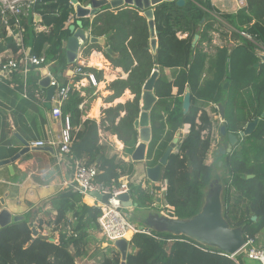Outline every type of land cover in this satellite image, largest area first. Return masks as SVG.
Listing matches in <instances>:
<instances>
[{
    "label": "trees",
    "instance_id": "obj_1",
    "mask_svg": "<svg viewBox=\"0 0 264 264\" xmlns=\"http://www.w3.org/2000/svg\"><path fill=\"white\" fill-rule=\"evenodd\" d=\"M73 1L82 7L92 2L39 0L34 5L39 17L36 31L33 17L23 20L25 45L30 47L32 55L45 57L46 64L40 69L48 68L55 79L66 85L65 71L78 67L68 64L66 44L81 23L82 29L90 36L106 40L105 58L114 69L121 68L128 75L126 80L118 79L110 85L113 95L109 102L121 98L126 91H130L134 99L105 110L99 126L92 119L83 121L85 113L81 106L85 99L80 92H71L63 106V114L69 115L73 128L70 153L63 155L64 165L72 168H68L71 177L78 165L95 167L98 170L96 181L107 187L119 186L120 179L127 177L131 200L139 205L137 211L148 213L155 210L154 205L160 202L159 193L155 191L159 192L162 181H166V193L161 199L162 204L167 206L163 210L165 216L171 219L176 215L192 218L203 206L202 201L195 205L192 195L198 189L204 198V189L212 175L210 171V177L205 175L200 183L212 142V122L207 112L198 108L196 103L202 101L216 107L222 105L229 134L238 135L248 123L260 120L257 130L246 137L230 156L225 157L224 165L233 170L236 180L227 181L224 202L225 218L231 227H242L247 240L254 241L258 247L264 245V63L256 46L264 47V0H245L247 6L236 14L220 11L212 0H185L182 8L174 3L156 8V55L152 52L148 21L143 12L131 8L112 11L107 7L92 21L78 20ZM1 20L0 14V53L8 52L14 57L19 47L13 38L7 36ZM40 29L45 30L40 32ZM178 34L186 37L180 39ZM214 34H219L223 42L220 47L213 45ZM197 35L200 39L193 48ZM84 47L85 55L92 50L103 52L99 45L91 47L86 43ZM256 65L259 67L255 68ZM81 70L82 75L75 82L89 75H93L98 82L102 79L103 72L85 67ZM37 71L31 68L27 75V100L20 98L24 87L22 72H15L10 80H0V98L5 96L10 100L16 127L15 132L6 133L10 136V147L0 146V162L20 153L22 142L18 136L30 142L29 131L20 126L19 118L28 115L35 105L45 110L42 102L44 90L40 86L42 78ZM154 71L159 73L155 82V95L159 102L170 100L174 88L178 93L176 107L168 122L163 121L160 115L151 117L154 134L148 157L154 159L153 165L161 160L173 143L174 139L167 138V126L175 135L188 127L186 134H181L174 147L176 152L170 156L163 170V180L157 184L146 179L147 164L122 159L110 141L117 137L126 149H134L138 145L139 134L134 123L141 113L143 88ZM187 89L191 91L192 107L184 116L182 101ZM122 113L125 116L120 118ZM246 175L252 178L238 181ZM26 178L15 167V175L10 177V181L22 184ZM141 178L144 181L140 182ZM51 202V210L60 213L57 222L60 237H47L40 233L35 225V215L39 211L32 210L25 214L24 221L0 231V264H79L89 256L96 236L101 235L98 225L100 209L87 205L85 198L71 189L60 191ZM254 217L256 221H252ZM135 225L139 227L140 224L135 221ZM34 230L38 233L37 237ZM102 243L106 242L103 240ZM109 246L107 248L110 249ZM198 246L217 254L214 257L203 255ZM244 258L245 255L241 254L231 260L222 252L184 236L152 231L151 236H133L127 264H243ZM97 264L119 263L113 256L105 254Z\"/></svg>",
    "mask_w": 264,
    "mask_h": 264
},
{
    "label": "water",
    "instance_id": "obj_2",
    "mask_svg": "<svg viewBox=\"0 0 264 264\" xmlns=\"http://www.w3.org/2000/svg\"><path fill=\"white\" fill-rule=\"evenodd\" d=\"M174 3L177 7H184L186 4L185 0H92L91 4L87 7H82L77 4L76 1H73V5L76 6V17L78 20L91 19L100 15L103 10L107 7H110L111 10H121L124 8L137 9L143 12V16L148 21V26L151 36V48L152 52L156 55L158 51V40L157 32L155 29V10L156 8L164 4ZM204 23V21L202 22ZM200 37L197 35L192 43V47L195 48L198 44ZM88 43L89 46H102L106 48V40L101 38H96L90 36L82 29L81 23H79V29H77L74 35L69 38L66 44V56L67 62L69 65L74 64L77 60L78 54L81 47ZM107 52L112 54L111 50L107 49ZM261 61L264 63V55L258 54ZM259 65H256L258 68ZM158 71H154L150 79L146 82L143 93L141 97L140 107L141 113L139 119L134 123L135 129L138 131V145L134 149L124 150L125 154L131 159L133 163H143L147 164L146 167V179L154 184L159 183L163 178V170L167 166L170 156L174 152V147L178 144L179 138L181 137V132L177 133L176 138L173 140V143L169 146L161 160L153 165L154 159L148 157V152L150 145L153 140V129L151 125V113L154 107L159 102V99L155 95V82L158 78ZM51 79L46 77L40 85L47 90V98L44 102V107L47 110L52 109V98L55 95V89L50 87ZM228 85H226L227 88ZM192 107V95L190 89L186 90L185 95L183 96L182 101V110L183 115L186 116ZM216 109L219 111V117L223 122V125L220 128V135L223 141V138L228 139V143L225 145L226 151L221 147L219 153H222L225 157L230 156L234 150L239 146L240 140L251 136L259 125L260 120H255L251 123H248L243 131L238 135L229 134L225 127V110L222 105H218ZM264 119V113L262 115ZM24 148L22 151L13 157L10 160L1 161L0 168L7 166L11 175H14V164L22 156L30 152V145L22 140ZM37 150L50 151L54 153L52 148L41 149L36 148ZM34 149V150H36ZM220 166L223 163H219ZM252 176L246 175V180H250ZM224 191L225 188L221 185V179L218 178L213 181L212 189L207 194L205 202L202 206L201 211L189 219H171L163 214L160 211L153 210L151 213H148V216L145 217L140 223L142 224L139 229H149L153 232L158 233H169L176 236H184L188 239L193 240L194 242L214 248L225 255L228 256H237L239 255L246 245V237L242 227L233 228L228 223L225 218V202H224ZM8 193L0 198V205L2 210L0 211V231L10 227L11 225L24 221L26 219L23 215H13L9 209L6 207V198ZM88 196L92 199H95L98 202L107 204L110 197L102 195L98 192H89ZM119 200L122 202L123 207L126 210L135 208L138 209V203L131 201L130 194H124L119 197ZM257 218H252V221H256ZM35 237L38 236V233L34 230ZM54 242L53 239L50 240ZM113 247L119 252L121 256L120 264H127L129 250H130V241L126 239L118 240L114 242Z\"/></svg>",
    "mask_w": 264,
    "mask_h": 264
},
{
    "label": "crops",
    "instance_id": "obj_3",
    "mask_svg": "<svg viewBox=\"0 0 264 264\" xmlns=\"http://www.w3.org/2000/svg\"><path fill=\"white\" fill-rule=\"evenodd\" d=\"M235 9L237 11H235ZM221 11L226 13L236 14L239 10L232 1L228 0L224 4H222ZM32 13H33V22L37 23L39 17L38 16L34 17V11ZM93 19L94 18H91V21ZM33 26H34V31H36V25L34 23ZM230 38L231 35L228 36L229 40ZM222 44L223 42L220 41L219 35L214 34L213 45L220 47ZM84 45L80 49L75 65H80L85 68L95 69L97 71L103 72V74L100 82L96 80L97 82L96 85H92L88 82H85L84 87L79 89L81 96L85 99L84 104L81 106V109L84 110L85 113V115L83 116V121H86L87 119H92L95 120L97 124L100 126L101 121L103 119V112L105 110H108L110 108H115L120 104H125V101L126 103L128 101H132L134 99V96L130 93V91H126L121 98L113 101V103L109 102L108 99L113 95V92H111L109 89L110 85L114 81L118 80V77H120L119 79L121 80H126L128 78V75L121 68L114 69L111 66V63L104 56V50H106L104 47L101 46L103 52L92 50V52L89 55H85ZM7 56H8V52L0 53V63H2L3 60L7 58ZM98 56H101L104 59V65L100 68L98 67V65H95L93 62V59L98 58ZM36 71L40 74L42 78L41 82L46 77H48L50 73L48 68H44V69L36 68ZM69 71L70 68H68L64 73V77L66 78L68 83H69V79L71 78ZM113 74H115L116 77L111 79L110 76H112ZM2 85L7 86L4 83ZM41 88L44 90L43 93L44 98L42 100L44 104L47 98V90L44 89L42 86ZM131 95L133 96V98L131 97ZM173 95H175L174 90L172 92V96ZM20 98L27 100L28 91L26 98L23 97V91L20 94ZM175 98L177 97L173 96V98L171 99L175 100ZM9 101L10 100H7L5 96L0 98V146H5V147H10V142H9L10 136H7L6 133L11 134L16 131V127L12 120V114L14 113V108ZM52 106H54V104H52ZM196 106L201 110L206 111L207 114L209 115L212 122L213 137L215 133H218V136L220 137L219 132L221 126L223 125V122L218 117L216 106L212 105L211 103L202 102V101H197ZM51 110H47L46 108L44 110L40 107V105H35L33 109H31L28 115L24 116L23 118L22 117L19 118L20 126L28 129L29 134L27 133L26 134L30 139L29 142L25 140L23 137L17 135L21 142L22 140H24L30 145L33 142H47L50 139L58 138L61 132V124L59 121L55 120L52 117ZM124 116L125 113H122L120 118H123ZM118 122L119 120H117V123ZM219 137L218 140L216 139L217 153H218V149L222 147L219 143ZM114 140L118 141L117 137H114ZM211 141L213 146L212 138ZM23 148L24 145L22 143L21 151ZM47 148H51V147H43L41 149H47ZM34 149L36 148L30 147V152L22 156L20 160H18L14 164V172L16 167L21 172V174H25L27 176L26 180L23 181L22 184H14L10 181V177L14 176L15 174L11 175L7 166L0 168V198L4 197L7 193L9 194L8 197L6 198V207L13 215L25 216V214H27L30 210L31 211L37 210L38 208H40L38 209L39 211H48L49 213L53 214V218H52L53 221L50 223L55 227L56 232L58 233L57 236L59 238L60 227H58L57 222L60 218V213L51 210V205H52L51 201L60 191L66 189L65 188L66 183L72 180L71 175L68 173V168L69 169L72 168L70 166L66 167L64 165L66 163L65 158L63 154L60 153L58 148L57 149L52 148L54 153L50 151L37 150V149L34 150ZM217 153L215 154V156L216 157L220 156V158H218V162H219L222 160L221 156L223 154L219 153L217 155ZM221 162L223 163V160ZM225 169H228V172L234 173L233 170H231L228 167H226ZM234 177L236 178V176ZM142 180L143 178H141L140 182ZM31 189L34 190L31 191ZM24 190H25V195L27 197V201L25 202V204L27 205V209L26 211H20L23 209L19 208V206H16L15 204H12L11 202L12 200H16L17 203L19 204L21 199L20 195L22 192H24ZM84 198H85V203L87 205L93 206L91 198L88 197H84ZM131 201L133 202V200ZM41 208H43V210ZM1 210L2 207L0 205V211ZM126 211L128 212L127 216L130 220L135 218L134 213L137 212V209L132 208ZM179 217L176 218L180 219ZM181 218L185 219L184 216H182ZM137 223L142 225L140 222ZM133 224L135 225V223ZM260 247H264V245ZM243 264H260V263L249 260L248 258L245 257L243 260Z\"/></svg>",
    "mask_w": 264,
    "mask_h": 264
},
{
    "label": "built area",
    "instance_id": "obj_4",
    "mask_svg": "<svg viewBox=\"0 0 264 264\" xmlns=\"http://www.w3.org/2000/svg\"><path fill=\"white\" fill-rule=\"evenodd\" d=\"M39 0H0V14L2 15V25L5 27L7 36L14 39L19 51L16 56H7L6 61L0 63V80L10 79L15 72H22L24 77L23 97H27V75L31 68H40L46 64L45 57H37L31 54L30 47L25 45V33L26 27L23 25V20L26 18L30 20L33 16L34 5ZM232 1L238 10H242L247 6L245 0H230ZM34 12V17H36ZM36 25V22H33ZM45 29H40L44 31ZM244 36V35H243ZM80 65L77 68L71 69L69 83L62 85L57 79H55L50 73L48 77L51 79L50 87L55 89V95L52 98V117L59 121L61 124V132L57 139H50L47 142H33L30 144L32 148L51 147L59 149L63 155L70 153V146L73 142V128L70 122L69 115L64 116L63 106L68 102L72 91H80L79 89L84 87L85 82L92 85H96V79L93 75L84 77L79 82H75V79L82 75ZM52 137V136H51ZM98 170L92 166L78 165L74 177L70 182L66 183V189H71L73 193H77L83 197H88L89 192H98L102 195L109 196L110 199L107 204L101 203L92 199L93 207L100 209L101 216L98 219V225L101 229V234L110 243H114L118 240L126 239L131 242L132 238L136 234L152 235V231L148 229L140 230L139 227L134 225L124 214L126 209L123 207L119 197L124 194H130L131 188L127 177L120 179L119 186L107 187L98 183L97 180ZM144 188L145 184L143 185ZM167 182L162 181L159 193L160 200L163 199L166 193ZM159 204V205H158ZM155 207L159 206L158 210L163 211L167 206L158 203ZM157 209V208H156ZM131 233L130 237L126 236ZM200 253L206 256L214 257L217 253L214 251L206 250L201 247H197ZM245 255L246 258L252 261H256L260 264H264V247H258L254 241L246 239V245L239 255ZM225 255V254H223ZM228 256V255H225ZM238 256V255H237ZM229 259L234 260L236 256H228Z\"/></svg>",
    "mask_w": 264,
    "mask_h": 264
},
{
    "label": "rangeland",
    "instance_id": "obj_5",
    "mask_svg": "<svg viewBox=\"0 0 264 264\" xmlns=\"http://www.w3.org/2000/svg\"><path fill=\"white\" fill-rule=\"evenodd\" d=\"M226 1H228V0H212V3L214 4V6L216 8L218 7L217 9H219L221 11L222 4H224ZM235 11H237V10L235 9ZM224 31H226V30H224ZM178 37H180L182 39V38H184L186 36L183 37L180 34H178ZM256 46L258 47V54L264 55V47L262 45H256ZM255 68H256V66H255ZM119 78L120 77H118V79ZM173 90H174V94H175L173 96L175 97V96H177L178 90H177V88L173 89ZM173 90H172V92H173ZM173 96H172V98H173ZM131 97L133 98L132 95H131ZM179 100H182V98H180ZM125 103H126V101H125ZM175 107H176L175 100H173V99H170V100L168 99V100H165L164 102H158L157 105L154 107L152 113H151V117L153 115H160L161 117H163V121L168 122V119L171 117V114H172V112H173ZM151 125H152V121H151ZM187 129H188V127L184 128V130L181 131L182 134H186ZM166 132H167V134H169L167 136L168 139H175L176 138L177 134L175 135L173 132L169 131V125L167 126ZM153 134H154V132H153ZM215 134L217 135V138H216ZM215 134H214V137H213V134H211V138L213 139V146H212V143H211L210 152H209V155H208V158H207V167L203 171V175L201 177L202 179H200V183H201V181H204V176L205 175L209 176V172L210 171L212 172V175H210L211 178L208 179L207 186L204 189V196L205 197L203 198V196L201 194V191H199L198 189H196L194 194L192 195V198H194L193 201L196 203L195 205H198L199 201H200V203L202 201V203L204 204L207 194L212 189L213 181L216 180L217 178L220 177L221 185L223 187L227 186V181L229 183H231V182H234V180H236V178L234 177L235 173L228 172V169H225L226 166L225 167L224 166L223 167H218L217 163H218V158H220V156L216 157L215 154L217 153V150H216V145H217L216 139L218 140L219 136H218V133H215ZM110 141L113 144V146L117 149V151H119L122 159H125L126 161H131V159L125 154V152H124L125 147H124V145L121 142L119 143L117 140H114V139H111ZM175 152H176V149H174L173 154ZM217 155H218V153H217ZM222 156H224V155H222ZM222 156H221L222 160L225 159V157L223 158ZM142 181H144V180H142ZM238 181L245 182L246 181V177L244 179H240ZM33 190L34 189H31V191H33ZM20 198L21 199H20V203L19 204L17 203L16 200H12L11 203L15 204L16 206H19V208L23 209V210H20V211H26L27 205L25 204V202L27 201V197L25 195V190H24V192L21 193ZM156 205L157 204H155L154 206H156ZM155 208H157V210H158V208H160V207L157 206ZM38 209H40V208H38ZM29 212H31V210ZM123 212L127 216L126 211H123ZM160 212H161V214L165 215V213L163 211H160ZM134 216H135V218L132 219V221L134 223H135V221L141 222L143 219H145V217L148 216V212L143 211V210H139V211L134 213ZM176 217H178V215H176L175 218ZM52 218H53V214L49 213L48 211H39L35 215V225H36V228L38 229V231L40 233H42L44 236H47V237L48 236L49 237L54 236L55 238H58V236H57L58 233L56 232L55 227L53 225H51V223H50V222L53 221ZM179 218H181V217H179ZM131 237H130V239H131ZM103 240L106 243H102ZM108 246L110 247V249L107 248ZM105 254L113 256L119 264L121 263V256H120L119 252L113 247L112 244L108 243L107 240L101 234V235L96 236V242H94L93 246H91V250H90L89 256L84 261L79 262V264H97L99 262V260H101Z\"/></svg>",
    "mask_w": 264,
    "mask_h": 264
},
{
    "label": "bare ground",
    "instance_id": "obj_6",
    "mask_svg": "<svg viewBox=\"0 0 264 264\" xmlns=\"http://www.w3.org/2000/svg\"><path fill=\"white\" fill-rule=\"evenodd\" d=\"M31 17H33V16L31 15ZM31 17H30V18H31ZM93 62H94L95 65H98L99 68L102 67V66L104 65V59H103V57H101V56H98V58H94V59H93ZM94 64H93V65H94ZM110 77H111V79H113L114 77H116V75L113 74V75L110 76ZM130 235H131V233H128V235H127L126 237L129 238Z\"/></svg>",
    "mask_w": 264,
    "mask_h": 264
},
{
    "label": "flooded vegetation",
    "instance_id": "obj_7",
    "mask_svg": "<svg viewBox=\"0 0 264 264\" xmlns=\"http://www.w3.org/2000/svg\"><path fill=\"white\" fill-rule=\"evenodd\" d=\"M217 114H218V117H219V112L217 111ZM209 116V115H208ZM220 118V117H219ZM219 135H220V132H219ZM221 139V135H220V137H219V142H220V145L222 146V148L224 149V152L226 151V149L224 148L225 147V144H227L228 143V139L227 138H223V141L222 140H220ZM240 142H242V139L240 140ZM221 148V147H220ZM219 148V149H220ZM219 149H218V151H219ZM218 154H219V152H218ZM225 156H223V158H224ZM219 163H221V161H219L217 164H219ZM223 163L225 164V159H223ZM225 167V165H222V166H220V165H218V167ZM219 177V176H218ZM220 178V177H219ZM218 179V178H217Z\"/></svg>",
    "mask_w": 264,
    "mask_h": 264
},
{
    "label": "clouds",
    "instance_id": "obj_8",
    "mask_svg": "<svg viewBox=\"0 0 264 264\" xmlns=\"http://www.w3.org/2000/svg\"><path fill=\"white\" fill-rule=\"evenodd\" d=\"M75 9H76V6H75ZM35 12V11H34ZM37 24V23H36ZM76 63V62H75ZM75 63L74 64H71V65H75ZM78 66V65H77ZM71 70V69H70ZM80 92V91H79ZM217 110V109H216ZM244 139L245 138H242V142L244 141ZM242 142H240V144L242 143ZM163 180V179H162ZM145 184V183H144ZM160 202L159 203H161L162 204V202H161V200H159ZM158 204V203H157ZM156 211H161V210H157L156 208H154ZM149 230V229H148ZM114 244V243H113Z\"/></svg>",
    "mask_w": 264,
    "mask_h": 264
}]
</instances>
